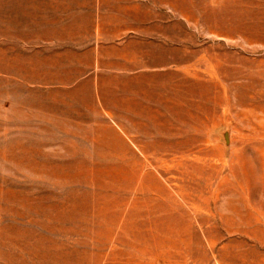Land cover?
Here are the masks:
<instances>
[{
    "label": "rangeland",
    "instance_id": "rangeland-1",
    "mask_svg": "<svg viewBox=\"0 0 264 264\" xmlns=\"http://www.w3.org/2000/svg\"><path fill=\"white\" fill-rule=\"evenodd\" d=\"M142 1L165 148H89L79 74L1 56L39 3L0 0V264H264V0Z\"/></svg>",
    "mask_w": 264,
    "mask_h": 264
},
{
    "label": "crops",
    "instance_id": "crops-1",
    "mask_svg": "<svg viewBox=\"0 0 264 264\" xmlns=\"http://www.w3.org/2000/svg\"><path fill=\"white\" fill-rule=\"evenodd\" d=\"M33 1L39 3L36 16L8 22L13 40L3 38L1 56L46 57L41 66L79 74L67 88L79 94V110L90 116L84 125L91 130L85 133L89 148H165L162 115L168 110L173 120L164 100L175 71L158 58V36L141 29L144 7L149 24L143 1L13 0Z\"/></svg>",
    "mask_w": 264,
    "mask_h": 264
}]
</instances>
